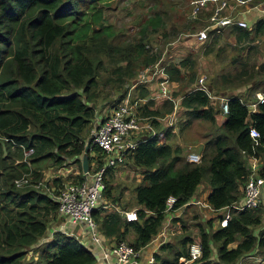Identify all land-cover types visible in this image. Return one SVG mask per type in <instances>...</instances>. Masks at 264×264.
<instances>
[{"label":"trees","instance_id":"1","mask_svg":"<svg viewBox=\"0 0 264 264\" xmlns=\"http://www.w3.org/2000/svg\"><path fill=\"white\" fill-rule=\"evenodd\" d=\"M111 1L0 0V264H96L94 253L74 235L52 228L59 219L57 202L32 184L17 187L14 180L29 174L35 184L48 167L76 165L80 173L76 181H82L81 158L103 106L99 103L114 107L128 92L140 67L161 62L169 83L179 86L171 93L180 98L175 127L182 114L185 122L181 128H185L194 120L215 125L221 113L218 101L197 87L191 55L165 62L161 51L145 46V31L164 26L165 12L148 16L135 41H117V32L104 13ZM227 28L245 56L236 59L233 71L220 73L218 78L227 85L223 91L238 82L247 90L245 98L226 95L228 112L213 136L205 140L201 162L186 160L181 145L172 141L176 133L172 127L165 128L161 140L157 135H140L124 162L131 160L142 169L141 182L133 189L138 219L127 221L115 207H103L118 200L111 195L106 177L121 165L106 169L102 199L107 203L92 213L103 237L113 243L126 241L134 250H141L161 231L168 216H172L170 222L181 217L207 176L211 191L204 208L212 215L197 225L198 239L182 235L175 244L164 242L154 253L153 264H182L180 257L189 258V245L195 241L201 245V256L190 264H239L264 254V200L253 208L231 207L244 194L248 155L260 158L264 152V102L255 113L248 109L256 91L264 92V60L251 62L254 44L264 36V16L246 28ZM221 32L210 31L204 46L217 43ZM129 81L130 86L125 87ZM206 85L213 91L212 84L206 81ZM134 93L145 99L138 114L161 127L159 118L173 111L174 102L165 99L155 105L146 83H138ZM251 127L260 135L255 147ZM29 149L32 153L26 156ZM87 155L90 173L103 166L106 154L92 141ZM259 175L264 177V164ZM63 183L55 178L47 184L57 194ZM169 197L175 202L166 211ZM227 212L229 218L221 225ZM176 213L179 215L173 216Z\"/></svg>","mask_w":264,"mask_h":264},{"label":"rangeland","instance_id":"2","mask_svg":"<svg viewBox=\"0 0 264 264\" xmlns=\"http://www.w3.org/2000/svg\"><path fill=\"white\" fill-rule=\"evenodd\" d=\"M196 1H202L204 7L201 8L196 17H193L192 11ZM261 3L264 4V0H113L110 3V7L104 9V13L107 21L113 25L117 32V41L126 39L135 41L138 38L139 26L143 23L145 24L148 16L153 15L156 11H158V13H160L161 10L164 11L165 15H167L164 26L159 29H151L148 27L145 31V46L151 48L153 51H161L162 60L165 62H178L182 58L191 55L195 61V71L198 79L204 76L205 82L207 81V83L213 85V91L211 90L213 93H215L214 91L222 92L220 94L215 93L222 97L231 94H239L245 98V90H247L246 85H241V83L238 82L231 87V89L227 88V90L223 91L227 85H224L218 78L220 73L228 70L233 71V66L237 63L236 59L245 56V54L242 53V48L236 45L228 28L222 29V32L219 31L222 33L221 38L210 47L204 46L206 43L205 41H197L194 34L210 23L209 19L211 15L216 12V9L220 16L238 14V17L248 19V23L251 25L255 19H257V16L252 13L251 8L254 6L258 7V4ZM262 15L264 16V13H261V16ZM254 45H256V48L251 55V62L259 63L264 60V36L260 37ZM144 69L145 68L140 67L137 70L134 81L139 78V75ZM130 84V81L127 82L125 87H129ZM178 89L179 86L176 84L170 85L171 93ZM182 89L183 88H181V90ZM118 102L119 101H117V103ZM101 103L103 104L100 110L101 113L108 115L113 106L111 107L109 104H105L107 107H104V103L100 102L99 104ZM184 119L185 116L182 114L179 119V125L177 124L176 126V133H173L172 141L181 145L183 155L185 156L189 152L199 153L205 140L213 136L214 131H216L221 124L219 118L215 125L207 121L202 122L194 120L191 125L181 128L183 122H185ZM260 162L264 164V152L260 153ZM72 167L77 169L76 165ZM48 168L50 169L52 167ZM67 168L71 167H57L56 171H62ZM49 169H47L46 172ZM47 173L49 174V172ZM106 178L108 184L112 186L111 195L118 198L117 202L113 203V206H119V208L123 210L136 209L138 207L134 201L133 189L141 182V168L134 166L131 160L127 159L126 163L113 169L112 175H107ZM210 191L211 185L208 177L205 176L195 192V195L197 192L199 193V196L196 198L202 197L205 200V197ZM263 200L264 199H262V201ZM105 203L107 202L105 201ZM204 204L200 203L201 206H198L199 204L189 206L183 211L179 219L174 220V222L169 221L166 226L164 223L165 228H163V231H166L167 237L165 242L170 240L169 243L175 244L182 235H192L194 240L198 239L196 235L198 233L197 225L199 223L204 224L206 219L212 215L210 211L202 207ZM109 208H111V206L108 207L107 210ZM66 224L71 225L67 222ZM54 225H52V228ZM50 235L51 233L49 231L48 236ZM144 248L141 249V261H145L143 259L144 257H142ZM29 254H31V252H29ZM29 254L26 259L29 258ZM158 254L167 257V254L161 253L160 251ZM28 261L30 262L31 259ZM30 264H35V262H30ZM239 264H264V254L260 253L248 257L241 263L239 262Z\"/></svg>","mask_w":264,"mask_h":264},{"label":"built area","instance_id":"3","mask_svg":"<svg viewBox=\"0 0 264 264\" xmlns=\"http://www.w3.org/2000/svg\"><path fill=\"white\" fill-rule=\"evenodd\" d=\"M204 7L202 1H196L192 11V16L196 17L201 8ZM209 21L210 23L194 34L197 41L204 42L208 38L210 31L219 32L230 26L249 27L247 20L238 17L237 15H219L217 9L215 10ZM144 73V74H143ZM154 79H157V95L152 96L151 99L163 98L171 99L174 102V108L171 113L165 117L159 118L164 120L170 116L167 127L173 126L176 121L178 104L176 101L179 98L172 97L170 91V85L167 75L164 73V68L161 62H158L152 66L146 67L144 71L139 75V78L133 82L128 89L126 95L114 106L108 115L103 118L96 117L94 121V127L92 130L93 143L96 144L106 154L104 164L96 171L90 173H83L84 179L82 181H65L59 189L57 194H54V186L48 185L51 180L42 179L38 180L35 184L31 183V177L29 174H25L20 178L14 180L17 187H23L25 185L32 184L36 189L44 191L51 198H53L58 204V213L62 215V220H67L71 224L81 223L88 231L90 240L93 244H96L101 248L99 259L103 264H153L154 253L157 252L158 246L153 250L152 254L142 262L141 250H134L126 241H120L114 243L110 247L104 246L103 236L99 232L98 226L93 218V211L100 207L103 201V191L105 190L104 175L108 167L115 168L122 165L125 162L126 155L134 150L140 140V135H147L151 137L157 135L161 140L165 136V128L157 129L151 124L147 118L141 117L138 114V108L145 101L134 93L135 86L138 83L149 84ZM199 89L205 90L210 99L217 100L219 102L221 113L225 116L228 112V98L215 95L211 89L206 85L204 76L200 77L197 82ZM264 102V92L256 91L254 100L249 102L248 109L250 113L257 111V106ZM249 135L253 141V145L258 146L260 135L258 131L251 127L249 129ZM145 137V138H146ZM144 138V139H145ZM32 153V149L25 151V155ZM202 159L201 153L189 152L186 154V160L190 163H200ZM248 167L249 175L244 185V194L240 201L231 205L232 208L242 210L245 208H253L260 204L262 200V193L264 188V177L259 175V168L261 166L260 158L254 155H248ZM61 179L60 177H58ZM175 198L169 197L167 200L166 211L171 210ZM196 203V202H195ZM115 207L127 221H136L138 219L136 209L120 210L113 204H104L103 207ZM207 205L204 204L203 207ZM178 216L179 213L173 214ZM172 216H168L165 226L171 220ZM229 218L228 212L221 219L220 224L225 225ZM165 226L163 228H165ZM64 231L66 228L61 225L58 227ZM156 235L158 237L165 236L164 229ZM69 234L74 235L72 232ZM166 239L160 241L164 243ZM159 243V244H160ZM160 244V245H161ZM201 256V245L199 241H195L189 245V258L180 257L182 264H190L197 260ZM101 263V264H102Z\"/></svg>","mask_w":264,"mask_h":264},{"label":"crops","instance_id":"4","mask_svg":"<svg viewBox=\"0 0 264 264\" xmlns=\"http://www.w3.org/2000/svg\"><path fill=\"white\" fill-rule=\"evenodd\" d=\"M254 8V9H253ZM253 8H251V10H252V13L254 14V15H256L257 16V19L258 18H260V16H261V13H264V4H258V7H253ZM260 11V12H259ZM260 14V15H259ZM261 17H263V15L261 16ZM245 20H247V21H249L248 19H245ZM256 20V19H255ZM226 29V28H225ZM156 81H157V79H154L152 82H150L149 84H148V88L150 89V92H151V95L152 96H156L157 95V84H156ZM154 86V87H153ZM154 88H155V90H154ZM154 100V104L155 105H158V106H160L162 103H163V101L165 100V99H163V98H155V99H153ZM215 101H217V100H215ZM179 102H180V98H179V100L178 101H176V103L178 104V109H179V111L181 110V108H180V106H179ZM219 103V102H218ZM178 111V112H179ZM103 112H105V111H103ZM105 113H101L100 112V110L98 111V116L97 117H103V115H104ZM168 115V114H167ZM166 116V115H165ZM164 116V117H165ZM218 118L220 119V123H222L223 122V120H224V116L222 115V114H219V115H217V117H216V120H218ZM169 119H170V116L169 117H167L166 119H164V120H160L161 121V127H158V128H156L157 129V131H160L159 129H161L162 127H167V125H168V121H169ZM177 120H178V114H177V116H176V121H175V123L177 122ZM175 124H173V126H170V127H172V129H171V131L172 132H175L176 131V127L174 126ZM49 169V168H48ZM46 170L47 169H44L43 170V176L42 177H44L45 179H47V181L48 180H53V179H55V178H58V177H60L61 179H63V182H65V181H76V180H78L77 179V176H79L80 175V173H79V170L78 169H75V168H73V167H71V168H67V169H65V170H62V171H56V168H50L47 172H49V174L46 172ZM81 173H82V180L85 178L84 177V175H83V171L81 170ZM263 193H264V188H263ZM199 196V193L197 192V194L195 195L194 194V196L192 197V199H191V201H190V204L191 205H189V206H192V205H195V204H200V203H205V200L202 198V197H200V198H196V197H198ZM207 198V196L205 197V199ZM196 202V203H195ZM206 204V203H205ZM109 205H110V203H109ZM198 206H200V205H198ZM118 207V206H117ZM112 208V207H111ZM221 211H225V210H221ZM220 211V212H221ZM226 212V211H225ZM224 212V213H225ZM58 217H59V219H58V221L56 222V224L54 225V228L55 227H61V225L62 226H64L66 229H68L70 232H72L73 234H74V236L87 248V249H89L90 251H92L93 253H94V255H95V257H96V264H101L102 263V261L99 259V257H100V253H101V248L99 247V246H97L96 244H93L92 242H91V240H90V237H89V234H88V231L86 230V228H85V226L83 225V224H81V223H78V224H71L70 222H68L67 220H62L63 218H62V215H58ZM168 221V220H167ZM166 221V222H167ZM66 222L67 223H69V224H71V225H68V224H66ZM164 233H165V236H164V239H166L167 237H166V231H164ZM163 239V237H158V236H156L145 248H144V252H142L143 253V255H142V257H144L143 259L144 260H146L148 257H149V255H151L152 254V252H153V250L158 246V249H159V246H160V241H162V240H164ZM154 242H155V244H154ZM103 243H104V246H106V247H110L111 245H113L114 243H113V241L112 240H110L109 238H106V237H104L103 238ZM160 243V244H159ZM151 244H153V245H151ZM156 244H157V246H156ZM163 244V243H162ZM158 249H157V251H158ZM142 262H144V261H142ZM103 264V263H102Z\"/></svg>","mask_w":264,"mask_h":264},{"label":"water","instance_id":"5","mask_svg":"<svg viewBox=\"0 0 264 264\" xmlns=\"http://www.w3.org/2000/svg\"><path fill=\"white\" fill-rule=\"evenodd\" d=\"M91 141H93V135L92 134L89 137V139H88V141H87V143L85 145L84 153H83V156L81 158V166H82L83 173H87L88 172L89 163H88V155H87V153H88L89 144H90ZM64 232L65 233H69L70 231L68 229H65Z\"/></svg>","mask_w":264,"mask_h":264}]
</instances>
